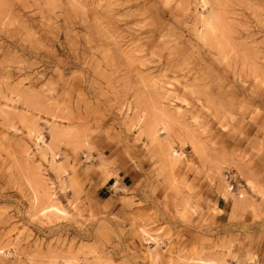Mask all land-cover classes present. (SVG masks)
<instances>
[{
  "label": "rangeland",
  "instance_id": "1",
  "mask_svg": "<svg viewBox=\"0 0 264 264\" xmlns=\"http://www.w3.org/2000/svg\"><path fill=\"white\" fill-rule=\"evenodd\" d=\"M0 264H264V0H0Z\"/></svg>",
  "mask_w": 264,
  "mask_h": 264
}]
</instances>
